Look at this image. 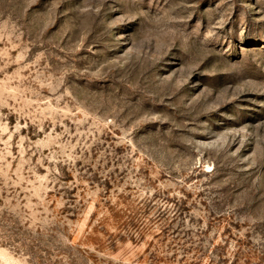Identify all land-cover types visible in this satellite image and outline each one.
<instances>
[{"label":"rangeland","instance_id":"1","mask_svg":"<svg viewBox=\"0 0 264 264\" xmlns=\"http://www.w3.org/2000/svg\"><path fill=\"white\" fill-rule=\"evenodd\" d=\"M0 264H264V0H0Z\"/></svg>","mask_w":264,"mask_h":264}]
</instances>
